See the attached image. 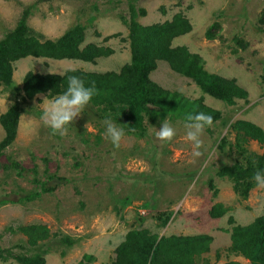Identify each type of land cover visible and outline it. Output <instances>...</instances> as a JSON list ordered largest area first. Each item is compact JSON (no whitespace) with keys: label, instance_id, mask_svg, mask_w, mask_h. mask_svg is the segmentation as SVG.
<instances>
[{"label":"rangeland","instance_id":"374dc122","mask_svg":"<svg viewBox=\"0 0 264 264\" xmlns=\"http://www.w3.org/2000/svg\"><path fill=\"white\" fill-rule=\"evenodd\" d=\"M131 6L143 25L162 23L179 12L192 30L173 40L202 57L204 68L235 78L248 96L229 104L204 93L190 78L158 61L151 78L170 91H179L218 110L221 118L205 129L202 155L196 156L186 140L184 120L161 119L144 113V129L132 130L105 106L89 104L69 126L67 136L53 135L41 120L43 93L22 99L23 80L29 71L62 74L67 69L118 71L131 60L129 21ZM140 9L146 15L139 14ZM264 0H0V40L27 14L30 27L46 38L56 39L82 26V46L111 47L108 57L96 62L74 59L27 57L14 63L11 85H0V117L16 101L21 115L15 140L0 155V258L1 264H21L17 255L33 253L29 236L21 227L43 224L50 230L44 247L46 264H77L86 254L89 264H114L115 249L131 229L146 228L162 236L208 235L210 250L199 264H251L231 251L229 218L248 225L264 215V188L254 187L247 199L239 197L228 176L219 171L240 159L232 125L251 121L264 129ZM219 25L214 38L207 32ZM151 109L154 107L149 106ZM149 108V109H150ZM124 128L120 147L105 133V119ZM169 121L177 135L170 143L155 137L162 121ZM5 130L0 121V142ZM226 140L225 144L222 142ZM249 150L264 155V144L251 140ZM13 162L19 164L17 167ZM53 176L66 180L58 182ZM212 180L214 187L210 186ZM54 185L52 191L43 186ZM221 204L226 214L212 218L210 209ZM162 218L170 217L165 226ZM72 245L62 244L64 236Z\"/></svg>","mask_w":264,"mask_h":264},{"label":"trees","instance_id":"16d2710c","mask_svg":"<svg viewBox=\"0 0 264 264\" xmlns=\"http://www.w3.org/2000/svg\"><path fill=\"white\" fill-rule=\"evenodd\" d=\"M138 12L141 16L146 15L145 9ZM137 16L135 7L131 6L128 36L131 60L120 70L94 72L71 68L62 74L29 71L23 80L22 99L33 98L39 93L56 97L67 89L68 77L74 75L83 79L86 86L95 83L98 95L93 97L91 104L105 106L130 129H144L146 112L161 119L170 115L171 118L184 120L187 114L200 112L211 115L214 122L221 118V113L208 106L203 97L191 99L155 82L151 74L157 69L158 61L167 62L173 71L190 78L204 93L216 99L235 104L237 100L247 98V91L235 78L207 71L199 54L193 53L185 45H173L176 37L192 30V23L185 14L179 12L170 20L151 25L141 24ZM260 22L264 24V11ZM219 28L215 24L208 30L207 37L214 38ZM84 40V28L79 25L67 30L59 38H46L28 25L25 13L16 28L0 40V85L12 84L14 63L23 58L96 62L99 58L110 56L114 51L111 47L98 44L82 46ZM150 105L154 108L151 109ZM21 112L20 102L16 101L0 117L5 130V137L0 142V155L16 138ZM231 127L235 133V147L241 158L232 165L223 167L219 175L228 176L233 182L235 193L247 199L250 191L257 186L253 180L254 173L257 170L264 171V155L249 150L247 145L251 140L264 144V129L248 120H238ZM225 143L226 140L222 142ZM12 165L17 167L19 164L13 162ZM52 180L56 185L66 179L53 176ZM210 186L214 187L212 180ZM54 188V185L43 186L44 191H52ZM0 201L6 202L5 198ZM226 212L221 204L210 209L212 218H219ZM157 218L161 220V226H165L170 219L169 216L163 219L161 215ZM229 223L232 224L231 251L242 254L251 264H264V215L258 216L248 225L236 224L231 216ZM21 230L29 236V243L35 251L17 255L18 261L21 264H46L49 248H45L43 242L50 236L49 228L43 224H31L21 227ZM211 241L212 238L208 235H173L160 238L146 228H135L127 232L124 240L115 249L114 264H199V258L210 250ZM61 243L70 246L73 240L65 235ZM0 258L7 260L3 253H0ZM93 260L92 255L86 254L77 264H89ZM227 264L240 263L231 261Z\"/></svg>","mask_w":264,"mask_h":264},{"label":"clouds","instance_id":"9594fccd","mask_svg":"<svg viewBox=\"0 0 264 264\" xmlns=\"http://www.w3.org/2000/svg\"><path fill=\"white\" fill-rule=\"evenodd\" d=\"M98 95L95 83L86 86L85 81L78 76L68 77L67 89L60 95L48 100H44V108L41 120L53 135L65 137L68 134L69 126L80 116L84 109L91 103L94 96ZM105 125V133L112 145L120 147L125 135L124 128L117 126L110 118L102 122ZM213 117L203 112L189 113L184 117V129L186 140L192 142L196 151L194 155L200 156L199 151L203 147L202 136L205 129L213 126ZM135 130L134 128L132 129ZM177 135L172 124L165 120L159 131L155 130V137L162 143H170ZM257 187L264 188V171L257 170L253 175Z\"/></svg>","mask_w":264,"mask_h":264}]
</instances>
